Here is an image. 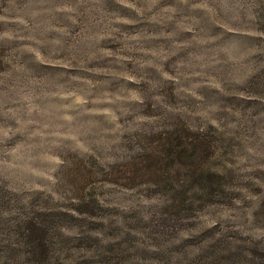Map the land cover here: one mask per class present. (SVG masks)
<instances>
[{"label":"rangeland","instance_id":"1","mask_svg":"<svg viewBox=\"0 0 264 264\" xmlns=\"http://www.w3.org/2000/svg\"><path fill=\"white\" fill-rule=\"evenodd\" d=\"M0 264H264V0H0Z\"/></svg>","mask_w":264,"mask_h":264}]
</instances>
